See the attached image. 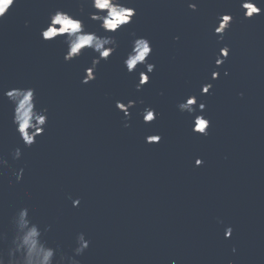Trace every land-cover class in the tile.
<instances>
[{"label":"water","instance_id":"95a60500","mask_svg":"<svg viewBox=\"0 0 264 264\" xmlns=\"http://www.w3.org/2000/svg\"><path fill=\"white\" fill-rule=\"evenodd\" d=\"M81 2L17 0L0 20V157L8 161L0 168V232L10 236L14 211L27 205L65 253L77 233L86 234L81 264H264V12L246 19L239 0H128L136 15L113 34L119 46L96 79L83 84L94 53L65 62L62 39L40 36L57 8L98 30ZM257 3L264 9V0ZM223 12L234 19L221 41L214 28ZM133 32L151 41L148 60L156 65L139 91L144 65L133 73L123 65ZM225 44L230 54L217 66ZM214 70L220 75L212 80ZM208 82L213 87L201 94ZM28 86L48 108L45 132L31 147L14 131L3 95ZM189 95L206 104V136L177 107ZM128 99L137 103L125 117L115 102ZM145 106L157 113L148 123ZM152 134L160 142H146ZM16 147L22 156L13 160ZM21 167L17 183L12 172ZM69 196L80 197L79 206Z\"/></svg>","mask_w":264,"mask_h":264},{"label":"clouds","instance_id":"9594fccd","mask_svg":"<svg viewBox=\"0 0 264 264\" xmlns=\"http://www.w3.org/2000/svg\"><path fill=\"white\" fill-rule=\"evenodd\" d=\"M17 0H0V20L16 5ZM88 4L91 11L88 17L97 22L98 30H88L84 20L79 15H75L61 8L49 13L46 26L40 30V36L44 41H52L56 38L62 39L65 50L63 59L65 62L72 61L81 56L85 50L94 53L90 64L84 69L81 83L87 84L96 79L97 68L101 61H107L116 51L118 41L113 35L123 26L132 22L136 15V8L128 3V0H82L79 11L84 12V5ZM197 3L189 2L188 7L195 11ZM239 6L243 10V17L252 18L264 12L257 0H239ZM234 17L230 12L218 14V22L214 32L218 35V40L224 39V33L231 27ZM28 21H25L27 25ZM102 30V31H101ZM129 51L123 58V65L127 72L133 73L138 65H144V69L138 74V82L135 87L139 91L149 82L150 74L156 65L149 62L148 57L153 52L151 41L145 36H136L133 32ZM175 39H179L176 37ZM230 54V46L225 44L219 49V55L215 59V65L220 66ZM218 71H212L211 79L219 78ZM228 75V71H224ZM213 84L203 83L201 94L209 93ZM162 94V93H161ZM12 104L11 122L14 131L25 147H31L36 143L38 136L45 132L48 124V108L40 106L37 101L36 89L28 87H11L3 92ZM243 95V93H240ZM137 101L128 99L127 102L117 100L115 106L121 110L125 117L130 116V109L136 105ZM139 103L143 104V100ZM181 112L192 115V131L201 135H208L210 120L204 115L203 110L206 104L198 102L196 95H189L178 103ZM155 108L145 106L142 110L143 120L148 123L156 119ZM128 127V123L124 124ZM160 134H152L145 137L148 143H158L161 140ZM13 160H18L22 156V149L16 147L12 153ZM8 161L0 157V168L7 166ZM203 164V159L197 157L195 165ZM24 168L14 169L12 175L16 182L23 179ZM72 206L77 207L81 203L80 197H71ZM11 235L7 232H0V241L6 242V247L0 248V264H81L77 258L89 248L91 241L86 238L84 232L77 233L75 237V247L72 254L65 253L59 244L53 245L47 238V233L51 230V225H41L32 215L29 206L23 205L17 208L11 217ZM233 233L231 225L225 228V238H230ZM235 252L236 248L233 247ZM172 264H176L175 261ZM229 264H232L230 261Z\"/></svg>","mask_w":264,"mask_h":264}]
</instances>
